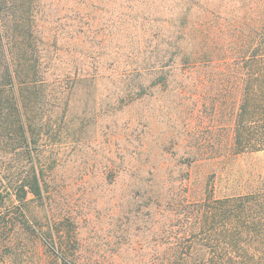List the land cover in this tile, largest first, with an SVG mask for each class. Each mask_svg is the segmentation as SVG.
I'll use <instances>...</instances> for the list:
<instances>
[{
  "label": "trees",
  "instance_id": "16d2710c",
  "mask_svg": "<svg viewBox=\"0 0 264 264\" xmlns=\"http://www.w3.org/2000/svg\"><path fill=\"white\" fill-rule=\"evenodd\" d=\"M118 2L0 0V264H93L34 209L51 201L47 141L70 96L87 82L97 91L109 69L113 91H201V137L179 146L190 151L175 191L170 138L130 175L156 225L140 264H264V180L237 166L264 152V0ZM110 29L126 35L120 61L106 51Z\"/></svg>",
  "mask_w": 264,
  "mask_h": 264
},
{
  "label": "rangeland",
  "instance_id": "374dc122",
  "mask_svg": "<svg viewBox=\"0 0 264 264\" xmlns=\"http://www.w3.org/2000/svg\"><path fill=\"white\" fill-rule=\"evenodd\" d=\"M118 6V0H111V10L117 12ZM107 34L106 51L120 61L128 49L126 35L121 29ZM111 71L99 81L97 91H89L87 82L70 96L73 104L57 121L55 138L47 141L54 163L51 201L48 208L34 210L46 225H51L49 216H55L62 240L93 264H140L143 254L149 259L154 253L156 225L149 208L152 201L131 193L130 175H136L149 148L170 138L169 154L181 162L169 171L175 191L174 180L186 173L185 153L190 151L179 146L201 137V91H113L107 78ZM112 162L116 165L109 172ZM237 166L245 181L264 180V152L239 159ZM192 173L193 182L201 176V165ZM139 241L147 248L138 250Z\"/></svg>",
  "mask_w": 264,
  "mask_h": 264
}]
</instances>
